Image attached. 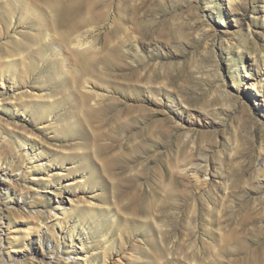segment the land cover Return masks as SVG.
<instances>
[{
    "label": "rangeland",
    "instance_id": "1",
    "mask_svg": "<svg viewBox=\"0 0 264 264\" xmlns=\"http://www.w3.org/2000/svg\"><path fill=\"white\" fill-rule=\"evenodd\" d=\"M2 172L0 264H264V0H0Z\"/></svg>",
    "mask_w": 264,
    "mask_h": 264
},
{
    "label": "bare ground",
    "instance_id": "2",
    "mask_svg": "<svg viewBox=\"0 0 264 264\" xmlns=\"http://www.w3.org/2000/svg\"><path fill=\"white\" fill-rule=\"evenodd\" d=\"M230 1L233 2L234 0H230ZM63 62H64V59L62 58V65H64ZM260 86H261V80H259L258 78L255 80V83L254 84L252 83L250 85V87L252 88V90H255L256 93H257V91H260ZM260 94L262 96V93H260ZM255 95L256 94L254 93L253 96H255ZM1 176H2L1 186H4L6 184V181H8L10 178L8 177V175L5 172H2V174H0V177ZM19 202L20 201H17L18 204H20ZM59 203L61 204V206H59V209L61 207L64 208V206H65L64 205V200L63 199H60V202ZM61 211H62V213H64V211L62 209H61ZM35 232H36V236L35 237L29 238L28 241H24V240L22 241V243L25 246L27 252L29 251L28 253H25V254L28 255V256H30L31 258H38L40 261L44 262L45 264H58V260H57V262H54L53 259L50 257L54 253L53 251H50V249L51 250H54L55 248L52 247L53 245H51L50 240L48 239V237L46 236V234H44V233H38V230L37 229L35 230ZM17 238H19V237H17ZM0 244H3L1 237H0ZM57 245H59V243H56V245H55L56 248L58 247ZM76 246H78V245L76 244L75 246H73L74 247L75 254L77 252ZM79 251L80 252L78 253L77 257L78 258H81L83 260H86L87 259V255L84 252V250L83 249H80ZM128 256L129 257H132L133 254L130 253ZM129 261H132V260L129 259ZM62 264H67V263L66 262H62Z\"/></svg>",
    "mask_w": 264,
    "mask_h": 264
}]
</instances>
